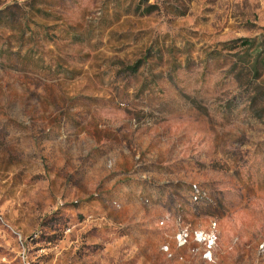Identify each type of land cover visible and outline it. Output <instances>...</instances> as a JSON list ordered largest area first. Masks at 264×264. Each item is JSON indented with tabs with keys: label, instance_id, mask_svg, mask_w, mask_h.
Returning <instances> with one entry per match:
<instances>
[{
	"label": "rangeland",
	"instance_id": "rangeland-1",
	"mask_svg": "<svg viewBox=\"0 0 264 264\" xmlns=\"http://www.w3.org/2000/svg\"><path fill=\"white\" fill-rule=\"evenodd\" d=\"M146 1L0 0V264H264V0Z\"/></svg>",
	"mask_w": 264,
	"mask_h": 264
},
{
	"label": "trees",
	"instance_id": "trees-1",
	"mask_svg": "<svg viewBox=\"0 0 264 264\" xmlns=\"http://www.w3.org/2000/svg\"><path fill=\"white\" fill-rule=\"evenodd\" d=\"M146 1V0H145ZM147 2V1H146ZM140 7V5L138 6ZM156 8V4L155 3H147L145 6H144V12L145 13H150L152 12L154 9ZM176 14H184V11H181L179 13H176ZM245 42H248L247 40H244ZM258 63V59H256L255 61V65L256 66ZM255 73L257 74V67L255 68Z\"/></svg>",
	"mask_w": 264,
	"mask_h": 264
},
{
	"label": "built area",
	"instance_id": "built-area-1",
	"mask_svg": "<svg viewBox=\"0 0 264 264\" xmlns=\"http://www.w3.org/2000/svg\"><path fill=\"white\" fill-rule=\"evenodd\" d=\"M186 236H187L186 233H181V234H178L177 239H178L179 242H181L183 244L186 241ZM211 244H212V242L208 239L207 240V247L209 248Z\"/></svg>",
	"mask_w": 264,
	"mask_h": 264
}]
</instances>
